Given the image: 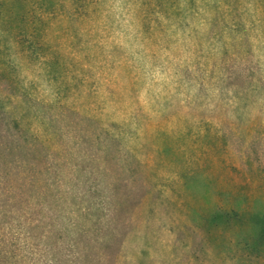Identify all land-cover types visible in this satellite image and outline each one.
I'll return each mask as SVG.
<instances>
[{
    "label": "rangeland",
    "instance_id": "374dc122",
    "mask_svg": "<svg viewBox=\"0 0 264 264\" xmlns=\"http://www.w3.org/2000/svg\"><path fill=\"white\" fill-rule=\"evenodd\" d=\"M196 1L0 0V264H264V0Z\"/></svg>",
    "mask_w": 264,
    "mask_h": 264
},
{
    "label": "trees",
    "instance_id": "16d2710c",
    "mask_svg": "<svg viewBox=\"0 0 264 264\" xmlns=\"http://www.w3.org/2000/svg\"><path fill=\"white\" fill-rule=\"evenodd\" d=\"M192 1V6H196L197 4V1L196 0H191ZM244 1V0H242ZM203 2L209 4L211 2L214 3V8L216 9L215 12H218L220 10V7L221 5H225V6H229L231 8L230 11L233 10V8L235 7H238L240 5V0H203ZM223 2V3H222ZM233 6V8H232ZM235 6V7H234ZM157 7H160V8H164L163 11H165L168 15V17L172 14H175V13H178L179 14V11H177V7H176V0H157ZM148 13L149 15H151V12H146ZM182 14V12H181ZM152 16V15H151ZM237 17L239 16H236L234 19L236 21ZM240 19V18H239ZM258 22L259 23H263L264 24V13H261L259 18H258ZM257 26L259 27V25L257 24ZM243 29V27L241 26V24L239 23V21L237 22V25H234L232 30L234 31V33H239L241 32L240 30ZM262 31H263V34H262ZM258 33V32H257ZM263 35V38H264V26H263V29L261 28L260 29V33H258V36L256 37H262Z\"/></svg>",
    "mask_w": 264,
    "mask_h": 264
}]
</instances>
